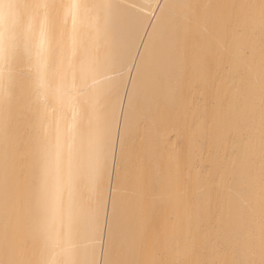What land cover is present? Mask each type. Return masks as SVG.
I'll list each match as a JSON object with an SVG mask.
<instances>
[{"label":"bare ground","instance_id":"obj_1","mask_svg":"<svg viewBox=\"0 0 264 264\" xmlns=\"http://www.w3.org/2000/svg\"><path fill=\"white\" fill-rule=\"evenodd\" d=\"M262 99L261 0H0V264H259Z\"/></svg>","mask_w":264,"mask_h":264},{"label":"snow or ice","instance_id":"obj_2","mask_svg":"<svg viewBox=\"0 0 264 264\" xmlns=\"http://www.w3.org/2000/svg\"><path fill=\"white\" fill-rule=\"evenodd\" d=\"M261 4H264V0H261ZM159 63L162 69H167L171 66V56L169 55V51L167 49L160 53ZM262 104H264V99H262ZM230 163L231 166L235 167L237 165V158L233 157ZM249 174L250 175L254 174V170L250 168ZM241 203H243V201H241ZM241 264H255V262L249 259V260L241 261ZM259 264H264V256L261 257Z\"/></svg>","mask_w":264,"mask_h":264}]
</instances>
